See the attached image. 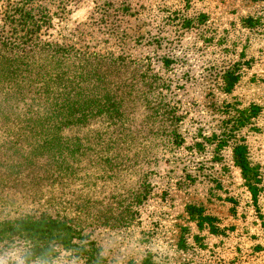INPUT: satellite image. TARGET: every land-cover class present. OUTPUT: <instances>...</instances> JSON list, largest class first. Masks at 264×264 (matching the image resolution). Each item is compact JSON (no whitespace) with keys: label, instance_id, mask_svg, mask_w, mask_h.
Masks as SVG:
<instances>
[{"label":"trees","instance_id":"trees-1","mask_svg":"<svg viewBox=\"0 0 264 264\" xmlns=\"http://www.w3.org/2000/svg\"><path fill=\"white\" fill-rule=\"evenodd\" d=\"M106 6L99 8L92 24L104 38L93 37L91 32L63 37L55 26L69 14L67 0H0V209L21 213L6 217L0 212V257L18 253L24 264H39L64 251L86 264H98L88 231L112 220L107 214L110 203L105 197H94L98 185L103 187L122 166L144 161L156 140L174 137V146L183 143L176 135L181 117L168 102L173 93L170 73L177 60L170 55L151 56L161 48V39L127 40L125 20L134 15L129 5ZM205 21V16L199 15L176 25L179 30H189L205 25ZM241 21L250 32H264L261 17L248 16ZM126 46L129 52L124 51ZM241 61L236 60L217 76V89L225 96L243 79L242 70L251 67L249 60ZM224 110L227 121L220 135H200L203 142H195L193 149L210 146L216 153L231 149L243 185L255 199L259 167L251 160L247 145L235 139L254 125L261 108L225 101ZM107 114L116 118V126L123 132L112 140L120 154L102 156L98 151L92 154L96 157L93 161L90 156L83 158L90 146L68 134L89 130L93 119L107 118ZM138 127L141 144L136 142ZM92 166L94 170H89ZM65 181L81 183L67 192L72 197L68 209L73 217L36 216L21 210L27 200L41 197L42 189L57 188ZM101 211L105 214L97 216ZM187 212L198 230L221 233L216 219L204 215L200 208L188 206ZM181 239L183 248L189 239ZM142 264L153 263L145 260Z\"/></svg>","mask_w":264,"mask_h":264},{"label":"rangeland","instance_id":"rangeland-1","mask_svg":"<svg viewBox=\"0 0 264 264\" xmlns=\"http://www.w3.org/2000/svg\"><path fill=\"white\" fill-rule=\"evenodd\" d=\"M122 2L134 14L125 20L127 40L161 39V48L151 56L170 55L177 60L170 73L173 93L168 102L181 117L176 135L183 143L174 146V137L156 140L144 161L122 166L103 187L98 185L94 197H105L110 203L108 217L117 222L111 220L109 225L88 231L98 264H142L145 260L153 264H264V32H250L241 26V20L248 16L261 17L264 22V0H67L69 14L56 23L55 31L63 37L91 32L93 37L104 38L102 31L97 33L92 26L96 12L106 4ZM199 15L205 16L204 27L179 30L176 25ZM129 48L124 51L129 52ZM238 59L241 63L249 60L251 67L242 70L243 79L230 96H225L217 89V76ZM225 101L261 108L254 125L235 139L247 145L251 160L259 167L255 199L243 185L231 149L226 147L218 153L210 146L193 149L195 142H203L200 135H220L227 121ZM106 117L93 119L89 130L68 134L90 146L83 158L90 156L93 161L96 157L92 154L98 151L102 156L120 154L112 140L123 132L117 128L116 118ZM136 133V142L141 144L139 127ZM65 182L57 188L42 189L43 195L27 200L21 210L36 216L73 217L72 209H68L72 197L67 192L81 183ZM194 205L216 219L222 230L219 235L198 230L188 220L186 208ZM2 211L6 217L21 214L13 208L1 207ZM103 214L101 211L97 216ZM183 236L189 240L180 248ZM0 264L24 263L18 253H11L0 257ZM39 264L86 262L60 251Z\"/></svg>","mask_w":264,"mask_h":264}]
</instances>
